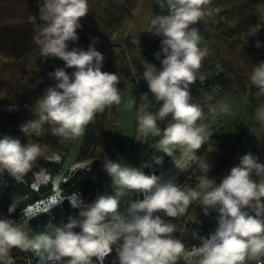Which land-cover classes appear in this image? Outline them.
<instances>
[{
    "label": "clouds",
    "instance_id": "obj_1",
    "mask_svg": "<svg viewBox=\"0 0 264 264\" xmlns=\"http://www.w3.org/2000/svg\"><path fill=\"white\" fill-rule=\"evenodd\" d=\"M156 2L164 14L150 19L147 32L162 37L161 52L155 54L160 68L147 62L143 79L160 106L155 113L147 111L151 106L149 95L140 97L137 131L142 137L161 136L158 151L168 156L174 147L184 148V155L199 169V191L106 159L103 169L111 178L114 194H100L91 203L78 200L71 204L79 211L76 216H68L67 222H49L44 232L30 237L28 219L17 222L0 218V264H12L9 253L13 248L31 250L41 264H59L63 258H69L67 264H93L92 258L104 253L105 245L114 244L118 245V264H176L181 257L195 259V264H247L252 260L259 264L264 256V180L253 179L254 174L264 176V164L251 153L245 154L217 185L209 178L208 160L196 154L208 133L197 126L205 116L201 106L192 102L190 86L198 78L206 79L199 69L209 49L199 46V29L193 25L211 15L207 7L211 0ZM38 6V16H30L29 22L39 56L62 60L65 68L75 71L70 76L65 68L58 67L49 73L57 83L45 89L31 108L36 118L21 124L20 131L27 137L33 133L39 136L47 124L53 135L74 140L98 112L120 104V79L116 73L101 70L105 57L95 48L98 38H93L87 50H69V42L79 39L77 30L88 15V0H42ZM260 46L257 41L256 47ZM249 81L257 89L254 96L264 98V61L254 64ZM209 111L214 113L215 109ZM169 116L171 121L161 130L158 121ZM256 117L264 123V103L256 109ZM40 154L39 143H22L19 138L4 135L0 138V174L7 172L18 183L23 182ZM153 159L156 164L162 163V157ZM175 164L183 171V164ZM128 192L143 199L131 200L126 213H121V198ZM193 200H200L206 211L218 206V226L208 238L201 237L198 248L186 253L184 244L173 236L176 225L163 217L184 214ZM15 210L16 201H12L8 212ZM76 228L80 231H74Z\"/></svg>",
    "mask_w": 264,
    "mask_h": 264
},
{
    "label": "rangeland",
    "instance_id": "obj_2",
    "mask_svg": "<svg viewBox=\"0 0 264 264\" xmlns=\"http://www.w3.org/2000/svg\"><path fill=\"white\" fill-rule=\"evenodd\" d=\"M88 4V15L81 19L82 27L77 30V34L90 43L93 38H98L97 43L102 46L99 52L105 57L101 70L116 73L119 79L124 81V84L118 88L121 102L118 105L113 104L106 107L103 111L104 143L99 146L97 156L78 158L79 146L85 133L84 129L83 134L74 139L61 169L56 174H51L49 169L43 167L36 171L33 184L37 186L43 184L45 177L52 182V191L38 202L50 199L57 192L63 196V199L67 198L69 202L70 196L75 195L77 200H82L85 203H91L100 194L113 195L114 188L111 178L103 169L106 159L142 168L145 174H155L165 181L173 179L181 186L185 185L192 190L199 191L196 179L200 175L199 169L194 161L188 160L184 155V148L176 146L172 150V155L168 156L162 151H158V142L161 136L142 137L137 131V109L141 103L140 97L144 93H148L151 106L147 111L152 113L158 110L160 104L149 92L143 77L139 79L134 77L133 70H141V66L155 60V54L161 50L162 37L154 36L147 30L150 19L164 13L161 12L156 0H88ZM207 7L211 15L207 16L204 21L193 25L199 29V46L202 49L205 47L209 49V54L204 60L208 61L221 56L229 61L232 71H241L248 84L245 92L240 90L231 81V74L227 70L224 74L226 85L238 91V95L230 91L226 92L205 110V118L197 121V126L204 128L206 133H209L213 126H226L227 136L223 140V149L206 140L196 153L197 156L208 160L211 165L209 178L214 179L219 185L222 179L230 174V169L237 166V155L236 152L233 153L231 147L238 133L247 123H249V132L254 137L258 148V162L264 164V123L256 117V109L264 103V98L258 100L254 96L257 89L249 81V74L254 64L264 61V19H262L264 17V0H211ZM32 34L35 33L32 32ZM9 35V41L14 38L12 39L14 45L7 46L8 53L0 51V79L4 80L0 85V138L4 135L18 136L14 135L15 129L19 133L21 124L36 118L31 108H34L36 101L44 94L45 89L51 87L47 86L43 93L34 99L28 93L17 97L13 92L6 93L5 82L10 76L18 77L23 70V66H21L23 64L13 63L15 56L28 49L27 39L22 37L24 35L27 37V34L16 31L14 36L13 34ZM1 41H4L2 37H0ZM257 41L261 45L259 48L256 47ZM109 44H120L124 55L119 46ZM95 48L97 47L95 46ZM27 60L25 61L27 73L24 74L25 81L23 82L30 83L33 74L29 62L32 59L27 58ZM124 71L128 72L126 76H122ZM38 83L39 81L36 80L32 86L37 87ZM13 103H16V106L11 107ZM210 108L215 109V112H210ZM170 121L171 116L163 121H158V126L163 130ZM211 152H215V154L212 155ZM102 153H104L103 159L100 158ZM155 156L162 157L161 164L155 163L153 159ZM39 158L55 161L61 159V155L56 151L42 148ZM174 161L184 165L183 171L177 168ZM93 164L95 166L93 177L99 184V190L93 200L86 201L78 190L66 194L62 192L60 183L68 169L81 168L77 167L78 165L92 167ZM261 180H264V176H261ZM5 181L4 178L0 180V188ZM135 199H143V196L128 192L121 198L119 211L126 213L129 202ZM38 202L28 207H34ZM74 209V211L70 210L66 213L61 202L47 213H37L28 219L29 236L34 237L36 234L44 232L45 225L49 222H67L68 216L78 215L79 209ZM210 209L208 208L206 211L200 200H193L184 214L176 218H163L171 220L176 225L177 231L173 233V236L177 239L180 229L186 222L194 221L199 214L207 213ZM25 210L18 217H9L3 214L0 206V218L7 217L19 222L24 218ZM74 231L79 232L80 229L76 228ZM194 249L185 252L191 253ZM32 253L35 259L27 264H41L39 257L34 252ZM176 264H195V259L189 261L181 257L176 261Z\"/></svg>",
    "mask_w": 264,
    "mask_h": 264
},
{
    "label": "trees",
    "instance_id": "obj_3",
    "mask_svg": "<svg viewBox=\"0 0 264 264\" xmlns=\"http://www.w3.org/2000/svg\"><path fill=\"white\" fill-rule=\"evenodd\" d=\"M79 39L76 42H69V50L73 47L82 48L87 50L89 45L91 44L81 36H78ZM101 44H95L96 49L99 51ZM111 46H119L121 48V53L124 55V51H122V46L120 44H109ZM158 52H161L159 50ZM39 49L36 45L34 48L29 51H25L24 53L15 56V60L13 63L23 64V70L21 74L17 76H10L9 79L5 82V86L7 87L6 93H11L17 96L26 95L27 93L31 98L39 97L44 89L47 86L55 87L57 81L49 76V73L55 71L56 68H65L64 62L62 60L56 58H50L45 60L44 58L39 56ZM217 56V55H216ZM27 58H30L31 62V72L33 74V79L30 80V83H25L24 74L27 73L25 61H28ZM34 58V59H33ZM161 59H163V55L161 54ZM205 59V58H204ZM214 60H220L226 70H228L231 74V81L234 85L238 86L240 90H247V82L244 79V75L241 71H232L231 65L229 61L223 59L221 56H217L212 60H203V62H212ZM156 67L160 65V61L155 59L150 62ZM144 66H141V70L143 71ZM65 71L71 76V74L75 71L74 68H65ZM122 76H126L128 72H122ZM224 82L225 76H224ZM38 80L39 83L37 87L32 86L35 81ZM4 80L0 79V85ZM226 83V82H225ZM28 103V102H27ZM30 103V101H29ZM16 106V103L11 104V107ZM24 119V115L22 116ZM23 119L21 123L23 122ZM103 112H98L95 115L93 121L88 123L85 126V133L82 139V142L79 146L78 158H88L97 156V151L100 145H103L104 137H103ZM18 130L15 129L14 138H19L22 143L35 142L39 143L42 148H47L49 150H53L58 152L61 155V159L51 161L45 158H39L36 160V164L33 165L31 171L27 173L24 177L23 182L18 183L13 177H11L7 172L0 174V180L6 179V181L1 185L0 188V206L2 208L3 214L9 217H18L20 216L24 210L31 204L38 202L44 196L48 195L52 191V182L48 181L47 183L40 184L37 188H33V182L35 180L36 171L43 167L45 169H49L51 174H56L63 164V161L68 154L70 148L72 147L74 140L68 139L65 140L62 137L55 136L51 133V126L45 124L43 126V133L39 136L34 133L31 136H25L21 131L18 133ZM227 136L226 126H213L208 133L207 141L212 145H218L220 149L224 148L223 140ZM13 137V136H12ZM232 151L236 152L237 155V165L240 163V158L248 153H251L255 157L258 155V148L255 143L254 137L249 132V123L245 124L241 131L238 133L237 137L232 143ZM105 150V149H104ZM211 154H215V152H211ZM104 153L100 155V158L103 159ZM92 167H81V168H73L68 169L65 172L64 179L61 181L60 186L62 192L71 193L76 190L82 193L83 198L86 201H91L97 195L99 190V184L93 177V168ZM253 179L257 182L261 181V176L253 175ZM12 201H16V210L13 213L8 212V208L11 205ZM62 206L67 211H74L75 209L71 207L70 202L67 198H64L62 201ZM218 206L212 207L207 213H201L194 221L186 222L183 227L179 231V235L177 239H179L185 247V251L192 250L194 248H198L201 245V237L208 238L218 226ZM111 253L103 260V264H118L117 260V249L118 245H110ZM12 263L13 264H27L34 261L35 257L31 250L22 251L19 248L11 249L10 253ZM69 258H63L59 264H67V260ZM93 264H99L97 261V257L92 258ZM247 264H258L256 260L248 261ZM259 264H264V256L259 258Z\"/></svg>",
    "mask_w": 264,
    "mask_h": 264
},
{
    "label": "crops",
    "instance_id": "obj_4",
    "mask_svg": "<svg viewBox=\"0 0 264 264\" xmlns=\"http://www.w3.org/2000/svg\"><path fill=\"white\" fill-rule=\"evenodd\" d=\"M40 2L42 0H0V37L4 39V41L0 42V51L9 52V48H6L7 46L14 45V41L12 40L14 38H11L9 41L10 38L8 36H10L9 34H13L14 36L16 31L27 34V37L25 35L22 36L23 39H27L28 49L26 51L36 46L33 40L35 34H32L34 28L29 22V17L33 15L38 16V5ZM15 24H17V27H15Z\"/></svg>",
    "mask_w": 264,
    "mask_h": 264
},
{
    "label": "built area",
    "instance_id": "obj_5",
    "mask_svg": "<svg viewBox=\"0 0 264 264\" xmlns=\"http://www.w3.org/2000/svg\"><path fill=\"white\" fill-rule=\"evenodd\" d=\"M157 68H160V65ZM133 73L136 79L143 77V71L133 70ZM199 73L204 75L206 79L200 81L198 78L196 83L190 86V91L192 102L199 104L203 112H205L213 101L224 96L228 91L238 95V91L228 87L224 82L225 66L220 60H214L212 62L202 61Z\"/></svg>",
    "mask_w": 264,
    "mask_h": 264
},
{
    "label": "snow or ice",
    "instance_id": "obj_6",
    "mask_svg": "<svg viewBox=\"0 0 264 264\" xmlns=\"http://www.w3.org/2000/svg\"><path fill=\"white\" fill-rule=\"evenodd\" d=\"M77 167H83L82 165H78ZM48 182V178L45 177L44 183ZM36 184H33V188H37ZM63 201V196L60 195L58 192L57 194L53 195L50 199L46 201L38 202L34 207L30 206L25 210L24 218L29 219L35 216L39 212L47 213L50 209L54 208L58 204ZM77 197L75 195L70 196V203L75 204L77 202ZM111 253V248L109 245H105V252L102 253L100 256L97 257V261L99 264H103V260Z\"/></svg>",
    "mask_w": 264,
    "mask_h": 264
},
{
    "label": "water",
    "instance_id": "obj_7",
    "mask_svg": "<svg viewBox=\"0 0 264 264\" xmlns=\"http://www.w3.org/2000/svg\"><path fill=\"white\" fill-rule=\"evenodd\" d=\"M124 84L123 80H120L119 84L117 85L118 88H120Z\"/></svg>",
    "mask_w": 264,
    "mask_h": 264
}]
</instances>
